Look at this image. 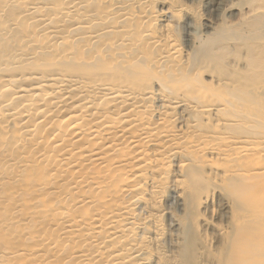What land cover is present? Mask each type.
<instances>
[{
    "label": "bare ground",
    "instance_id": "6f19581e",
    "mask_svg": "<svg viewBox=\"0 0 264 264\" xmlns=\"http://www.w3.org/2000/svg\"><path fill=\"white\" fill-rule=\"evenodd\" d=\"M194 3L0 0V264H195L208 184L264 264V58Z\"/></svg>",
    "mask_w": 264,
    "mask_h": 264
},
{
    "label": "rangeland",
    "instance_id": "374dc122",
    "mask_svg": "<svg viewBox=\"0 0 264 264\" xmlns=\"http://www.w3.org/2000/svg\"><path fill=\"white\" fill-rule=\"evenodd\" d=\"M231 1L234 0H195L194 6L198 7V11H200L201 9L200 17L201 13H203L202 7H204L205 9L208 8V11H205L214 14L215 17L224 18L225 22H227V25H231V28H242L244 35L245 32L247 31V34L249 30L251 33L256 32L252 33L254 34L255 38L252 37V34L249 33L252 38L250 39V37L248 36L249 34L245 36L243 35L244 37L242 41H247L248 43H250L251 46H249L254 47L257 56L264 58V11L263 13H260L264 9H257L256 12L251 10L252 13L246 15L247 10L249 11L250 9H253V5L256 4V0H235L240 2V4H243V8L228 6L231 4ZM200 17H193V26L190 21L187 22V32H190L189 29H191L192 27H194L196 31H200L204 28V26L201 24ZM241 17L243 18L242 25L238 24ZM246 36L249 38H246ZM246 46L247 45H245L243 48L248 49L249 47ZM211 188V184H208V189L206 190L209 192V196L211 197L212 202L210 209L204 212V214H207V216H209L212 224L207 227L206 234L208 236L206 241L203 240L204 238L200 237V234L203 233V229L205 228L200 223V217L194 218V216L192 215V211L187 215V238L189 240V244L191 242V238H193L195 242V249H197V247L199 249V247H202L204 244L208 243L209 249L213 253L209 255L208 250L204 251L203 253L202 250H199V252L201 253L198 256H203L201 258L198 257L197 259H195V264H205L208 261L207 259H209L210 262L215 263L218 261L221 262L224 259H229L230 256H232L230 258H233L234 251H237V249H241L243 247V243L240 242L241 240H238L237 222L235 220V217H233V215L236 213L235 209H238L236 210V215H238L242 208L230 206L232 202L231 194H233L234 198H236L237 194L235 195V193L237 192L231 193L229 195L228 193L233 192L234 189H228L227 194L219 191H215L214 193V190L211 191ZM199 207L201 208L202 204H200V206H198L197 208L200 209ZM178 211L181 213V215H183L185 209L181 206L179 207ZM220 227L223 228V232H219L218 228ZM198 238H200V240ZM195 249L193 251L191 250L190 254L193 255L194 252L196 253ZM248 254L251 253L249 252Z\"/></svg>",
    "mask_w": 264,
    "mask_h": 264
}]
</instances>
